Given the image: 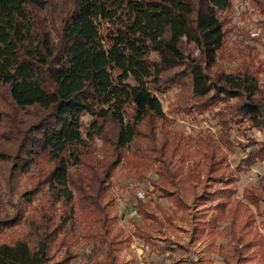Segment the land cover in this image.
<instances>
[{
    "label": "trees",
    "instance_id": "16d2710c",
    "mask_svg": "<svg viewBox=\"0 0 264 264\" xmlns=\"http://www.w3.org/2000/svg\"><path fill=\"white\" fill-rule=\"evenodd\" d=\"M255 1L264 13V0ZM231 7L232 0H0V170L32 181L18 202L0 200V238L12 230L0 264H72L80 257L69 243L76 207L88 237L106 242V264H117L106 200L123 164L158 165L153 192L184 215L194 238L214 245L226 224L224 264H264L256 226L264 185H246L238 197L241 176L229 163L244 121L264 132L262 67H223L222 14ZM172 86L182 89L179 110L213 115L218 139L168 128L156 92ZM247 147L243 172L264 162V139L249 138ZM150 206L137 197L133 235L144 242L163 226ZM23 220L27 228L14 230ZM182 247L190 264L204 263Z\"/></svg>",
    "mask_w": 264,
    "mask_h": 264
},
{
    "label": "rangeland",
    "instance_id": "374dc122",
    "mask_svg": "<svg viewBox=\"0 0 264 264\" xmlns=\"http://www.w3.org/2000/svg\"><path fill=\"white\" fill-rule=\"evenodd\" d=\"M222 19L228 30L227 45L221 54L223 67L228 72L240 71L246 63H254V67H262L260 81L264 89V13L260 11L255 0H232L231 9L222 14ZM181 91V87L172 86L166 91L156 92L167 116L168 128L182 136L200 139L213 135L218 139L222 131L212 114L208 111L189 114L176 107L175 101ZM91 119L89 115L83 117L84 129ZM250 126L249 121H244L241 126L242 131L236 130L232 135L235 148L229 153V163L230 167L241 176L238 182V197H242L246 185H264V162L256 163L245 172L238 170L241 160L249 151L248 139L251 138L259 145L263 142V139L257 136L259 130H249ZM97 145L101 146L102 142L97 141ZM158 169V165L141 164L140 167L132 169L127 164H123L117 168L111 179L106 200L110 203V231L107 242L114 243L117 264H190V253L182 246H188L201 257L203 264H224L221 252L227 251L230 240L229 234L224 230L226 224L221 223L216 229L214 245L208 239L194 238L193 227L184 215L160 193L153 192L152 181L159 179ZM14 179L13 181L8 170H0V200L4 206L7 200L18 202L21 194L31 188L32 181L29 175ZM139 192L145 194V198L141 200L149 203L150 208L163 218V226L152 230L151 242H144L133 235V220L140 221V217L134 216L131 210L136 205ZM187 200L190 201L189 198ZM78 202L79 195L76 194L77 206ZM38 203L39 200H36L33 206H37ZM191 206L193 208V204ZM76 209L77 235L69 243L74 244L73 247L80 253V257L72 264H106V242L88 237V226L83 222L80 209L78 207ZM262 211L264 212V204ZM169 217L171 220H168ZM256 226L264 234V215L257 218ZM24 228H27V224L23 220L22 225L14 230ZM11 232L12 230L8 231L0 238V244L10 241Z\"/></svg>",
    "mask_w": 264,
    "mask_h": 264
},
{
    "label": "built area",
    "instance_id": "2783aa9c",
    "mask_svg": "<svg viewBox=\"0 0 264 264\" xmlns=\"http://www.w3.org/2000/svg\"><path fill=\"white\" fill-rule=\"evenodd\" d=\"M257 136H258V138L261 139V140L264 139V132H261V131L257 132ZM137 197H138L139 199H144V198H145V194L142 193V192H139ZM131 212H132V214H133L134 216H137V215H138V211H137L136 207H134V208L131 210ZM195 259L197 260V258H195ZM187 264H188V263H187Z\"/></svg>",
    "mask_w": 264,
    "mask_h": 264
}]
</instances>
